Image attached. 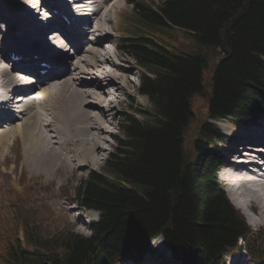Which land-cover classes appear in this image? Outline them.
Returning <instances> with one entry per match:
<instances>
[{"label": "trees", "instance_id": "16d2710c", "mask_svg": "<svg viewBox=\"0 0 264 264\" xmlns=\"http://www.w3.org/2000/svg\"><path fill=\"white\" fill-rule=\"evenodd\" d=\"M129 4L134 35L120 47L143 69L139 91L150 110H140V119L125 116L102 171L73 190L74 202L98 210L99 220L89 237L67 227L49 230L18 193L13 234L0 233L2 264H93L102 251L125 259L143 255L158 235L180 264H224L240 238L251 258L264 259V229L251 230L218 183L215 143L222 135L209 122L264 117V0ZM197 95L201 111L194 108ZM196 114L203 117L185 144Z\"/></svg>", "mask_w": 264, "mask_h": 264}, {"label": "bare ground", "instance_id": "6f19581e", "mask_svg": "<svg viewBox=\"0 0 264 264\" xmlns=\"http://www.w3.org/2000/svg\"><path fill=\"white\" fill-rule=\"evenodd\" d=\"M38 2L9 0L0 4V45L12 43L18 32L17 43L25 46L16 47L25 55L32 57L34 50L42 51L47 46L52 50L42 57H54L49 68L53 71L43 80L42 89L30 81L31 74L19 70L0 54V126L6 118L20 120L16 127L23 137L24 159L36 169L44 166V171L53 175L60 168L72 169L74 161L80 164L97 160V154L104 150L107 142L106 134H112L115 104L120 101V94L126 92L132 98L128 88L133 67L110 45L117 29L111 28L112 17L105 11L120 7L117 0H58L63 14L70 9V13H77L82 21L83 29H77L73 36L67 34L65 40L56 34H60L61 25L50 26L51 15L49 18L40 16L42 4ZM73 28L77 27L69 29ZM3 29L6 35H2ZM6 47L4 49H11ZM26 65L22 63L19 67L25 69ZM31 90L30 95L41 92L34 99L21 97ZM255 127L259 131L251 133L249 141L248 138L246 141L238 139L242 142L238 143L242 152L236 147L237 143L229 148V152L236 153L237 160L229 162L228 169L222 172V177L228 180L227 191L232 203L251 225L264 223V168L261 170L255 162L264 149V123ZM5 132L0 130V137ZM253 164L260 169L257 174L249 170ZM255 206L259 208L257 218L247 213L248 208ZM240 262L238 259L233 264ZM122 264L129 263L123 261Z\"/></svg>", "mask_w": 264, "mask_h": 264}, {"label": "rangeland", "instance_id": "374dc122", "mask_svg": "<svg viewBox=\"0 0 264 264\" xmlns=\"http://www.w3.org/2000/svg\"><path fill=\"white\" fill-rule=\"evenodd\" d=\"M125 1L126 0H117V2L120 4V7L115 8L112 12H105L111 16V13L115 14L119 11L116 19H111L109 23L111 28L114 27V29L117 30L118 28H123V30L131 31L133 30L134 26L132 20L133 14L131 13V6L125 4ZM119 17L122 20V25L120 24V21L118 23ZM15 31H17L16 27ZM115 34L116 39H114ZM115 34L113 35L110 42L112 49H114V44H116V41H119L122 35V33L120 34L118 31H116ZM114 50L118 51L117 49ZM118 52L123 55V58L127 59L128 65L133 67V72L130 74L131 87L128 88V91L131 92L132 98L130 99L126 92H122L120 94L121 99L117 104H115V121L113 122L112 126V134H106L107 142L105 143L104 150L97 154L96 161L80 164L74 161V167L72 169L67 170L60 168L53 175L46 173V171H44V166H42L40 169H36L32 164L27 162L23 156V137L19 135V132L17 133L18 130L16 127L19 126L21 121L17 120L16 118L4 119L6 122L0 126L1 131H7L2 137H0V231L2 233H5L6 235H9V233L13 234L15 228L12 216L13 212L11 211L9 204L12 198V193L8 190V186L12 185L14 186L15 190L20 191L21 187L26 185L25 188L27 187V194L24 193L23 195V192L20 191L19 196H22L21 203H23L24 207L30 211L34 220L42 223L45 228L55 227L56 229H62L71 227L70 229L73 231V233L78 235L81 234L83 236L90 235L89 223L97 220L98 214L93 211L82 210L72 200L70 194L73 191L75 185H78L79 181L82 178H85L87 174L93 171L98 173L102 171L105 161L113 152H115V149L119 145L118 140L121 138L120 127L125 116L136 115V117L140 119L142 118V116H138L140 110H150L148 97L144 94H141L138 89L140 87L139 77L143 73V69L132 56L127 55L123 51ZM208 75L209 71L206 70L204 77L207 78ZM195 100L196 103L194 108L201 111L203 106H200V103L203 102V98L197 95ZM202 117L203 116H199L198 114L193 117L189 125L188 132L185 135V144H188L189 139L191 138L192 127L199 125ZM214 123L219 128V130L225 133V135L229 138L227 139L228 142H224L223 145H221V149H223L224 147H229V145L232 143H240L238 142V139L246 141L248 138L247 140L249 141L251 139L250 134L259 131V129H256L255 127L256 124H263L264 120L238 125L230 123L227 124L221 121H215ZM253 140L256 141L255 139ZM251 144L253 145L255 143L253 142ZM1 146L4 148L2 152ZM222 172H224V169L219 170L218 180L223 184V190L226 193V184L228 186V180L222 177ZM255 207L257 208V211L253 217L257 218L259 208L257 206ZM256 208L254 210H256ZM240 213L243 215V217H245L241 211ZM244 219L246 220V217ZM247 223L253 229L264 227L263 222H257L255 225H251L248 221ZM152 250L154 251L153 255L151 254V256H144L146 257V262L152 260L156 263L165 259V247L163 244H161V241L158 242V240H156L152 246ZM239 257L241 261L240 264H252L245 254L239 255ZM234 261L235 260H233V263Z\"/></svg>", "mask_w": 264, "mask_h": 264}, {"label": "water", "instance_id": "95a60500", "mask_svg": "<svg viewBox=\"0 0 264 264\" xmlns=\"http://www.w3.org/2000/svg\"><path fill=\"white\" fill-rule=\"evenodd\" d=\"M37 253H39V252L37 251ZM96 264H109V262H108L107 258L105 257V255L101 254L100 259Z\"/></svg>", "mask_w": 264, "mask_h": 264}]
</instances>
